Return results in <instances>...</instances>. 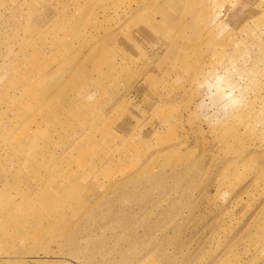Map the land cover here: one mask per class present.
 <instances>
[{
    "label": "rangeland",
    "instance_id": "rangeland-1",
    "mask_svg": "<svg viewBox=\"0 0 264 264\" xmlns=\"http://www.w3.org/2000/svg\"><path fill=\"white\" fill-rule=\"evenodd\" d=\"M0 264H264V0H0Z\"/></svg>",
    "mask_w": 264,
    "mask_h": 264
}]
</instances>
